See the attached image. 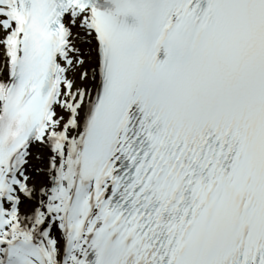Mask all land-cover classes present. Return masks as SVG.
I'll return each mask as SVG.
<instances>
[{
	"label": "snow or ice",
	"instance_id": "6c2138e0",
	"mask_svg": "<svg viewBox=\"0 0 264 264\" xmlns=\"http://www.w3.org/2000/svg\"><path fill=\"white\" fill-rule=\"evenodd\" d=\"M0 264H264V0H0Z\"/></svg>",
	"mask_w": 264,
	"mask_h": 264
}]
</instances>
